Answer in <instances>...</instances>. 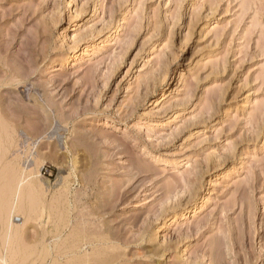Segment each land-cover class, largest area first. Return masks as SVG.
Returning a JSON list of instances; mask_svg holds the SVG:
<instances>
[{"label": "rangeland", "instance_id": "1", "mask_svg": "<svg viewBox=\"0 0 264 264\" xmlns=\"http://www.w3.org/2000/svg\"><path fill=\"white\" fill-rule=\"evenodd\" d=\"M0 129L44 264H264V0H0Z\"/></svg>", "mask_w": 264, "mask_h": 264}, {"label": "bare ground", "instance_id": "2", "mask_svg": "<svg viewBox=\"0 0 264 264\" xmlns=\"http://www.w3.org/2000/svg\"><path fill=\"white\" fill-rule=\"evenodd\" d=\"M74 54H72V56H70V58H73ZM52 64H53V62L50 63V65H52ZM59 65H60V63H59ZM61 65H62V63H61ZM12 81H15L14 77H13ZM13 84H15V83H13ZM0 131H1V129H0ZM0 134H1V132H0ZM1 147H3V145ZM1 147H0V149H2ZM4 151H6L5 148H4ZM20 153H21V151H20ZM25 153L26 152H24V154ZM1 154H2V152H1ZM6 154H7V152H6ZM15 155H17V154H15ZM0 156L3 157V155H0ZM26 156L27 155H25V157ZM19 157H20V155H19ZM29 157L30 158H29V160L27 159L28 161L26 162V165L24 167H21L19 170L17 169V167L19 168L20 164L14 162L13 168H14L15 173L13 171L12 174L13 173L14 174L11 175L12 177L11 178H10V176L8 177V178H10V180L7 181V183H4V184H6L5 186L2 184L5 188L2 192H0V230H1L0 264H44L45 256L51 255L52 250L57 246L59 241L66 240V237L62 238V235H63L62 233H64L63 232L64 230L63 231L58 230L57 232H54L53 243L51 245L46 244L41 249L36 248V246H27L26 244H24L25 242H23V232L25 229V225L28 221H35L39 225L40 223H43L41 221V218L44 215L46 216L47 219L50 218V214L49 213L46 214V212H47V206L46 205L47 204L45 202V199L42 196L41 187H40L42 184L41 180H40V176L42 177V175L40 173V171H41L40 169L42 168V165H43V159H42V157L38 156L35 152H30ZM7 165H9V164H7ZM7 165H4V166H7ZM9 166L11 167V165H9ZM3 169H5V167ZM9 169H11V168H8V170ZM62 179H64V176L59 175L58 181H61ZM216 179H219L218 173L216 174ZM1 189H3V187H1ZM67 192L68 191H66V193ZM73 205H74V203H73ZM48 206H50V203ZM51 207H52V205H51ZM51 209H53V208H51ZM58 213H61V212L59 211ZM17 216L21 217L23 222L20 221V223L21 224L25 223L24 225L22 224L20 226V225H17V223H15V217H17ZM55 216H56V214H55ZM60 217H62V216H60ZM49 220H51V219H49ZM56 221H58V220H56ZM51 222H53V221H51ZM64 222H65V227H67L69 230V232L67 233L66 236L69 237V235H72L74 232V229H75L74 225L76 222L72 223V221L69 217ZM80 224H81V222H80ZM54 225H55V230H56L57 224L54 223ZM53 229H54V227H53ZM82 230H84V229H82ZM63 237H64V235H63ZM80 238L78 237V239H80ZM64 242H66V241H64ZM61 243L62 242H60V246H61ZM33 245H34V243H33ZM60 246L59 245L57 246V250H58V247H60ZM67 247H68L67 251L65 250L66 251L65 256L69 255L70 257L67 260H65V262L63 261L64 262L63 264H81V262H83V261L80 258H76V256H77L76 255L77 253L75 251L76 246L74 244H72V245L70 244ZM108 247H109V245H108ZM55 252L56 251H54V253ZM55 254H57V253H55ZM93 256H95V255H93ZM82 257H83V255H82ZM84 257H85V255H84ZM85 258H87V256ZM92 262H94V261H92ZM84 263H86V260H85V262H83V264ZM98 264H100V263L98 262Z\"/></svg>", "mask_w": 264, "mask_h": 264}]
</instances>
